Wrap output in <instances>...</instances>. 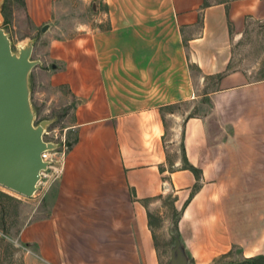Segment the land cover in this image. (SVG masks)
<instances>
[{"label": "crops", "instance_id": "crops-1", "mask_svg": "<svg viewBox=\"0 0 264 264\" xmlns=\"http://www.w3.org/2000/svg\"><path fill=\"white\" fill-rule=\"evenodd\" d=\"M62 1L22 0L76 134L48 215L19 233L35 264H159L144 202L168 194L186 264L264 257V78L226 70L230 35L264 19V0H86L94 24L60 37ZM191 66L202 84L221 77L200 94ZM199 99L200 115L164 113ZM167 117L178 128L166 141Z\"/></svg>", "mask_w": 264, "mask_h": 264}, {"label": "rangeland", "instance_id": "rangeland-1", "mask_svg": "<svg viewBox=\"0 0 264 264\" xmlns=\"http://www.w3.org/2000/svg\"><path fill=\"white\" fill-rule=\"evenodd\" d=\"M220 1V0H214ZM97 7V5H96ZM60 12L57 8L53 21L61 23L58 33L60 37H69L83 32L87 24H94L97 14L92 4L86 0H64ZM4 20L2 28L8 34L11 48L16 52L17 47L33 40L32 60L41 61L45 55L47 39L43 37L46 31L34 32L30 22L22 11L21 0H2ZM198 27L196 26L195 32ZM230 59L227 71L239 70L248 75V80L258 81L264 78V19H246L245 26L238 34L230 35ZM193 82L198 86L200 94H206L214 88L217 77L206 79L202 84L199 75L191 66ZM30 101L35 111L34 124L42 120L51 121L43 135L44 141L57 143L60 147L53 152L55 161L61 158L63 146L67 154V143H74L76 134L72 130V105L65 88H53L49 74L43 65L34 67L30 72ZM199 99L198 102H182L164 111L179 117L200 115L207 109V104ZM207 101V98L204 99ZM165 140L172 139L178 124L171 117L165 119ZM64 147V148H65ZM170 157H176L174 148H170ZM54 166H59L54 162ZM56 175L52 170L46 172L38 183V190L30 198L18 195L0 186V264H35L37 253L35 244H27L19 239L23 226L34 220L48 215L50 198L48 194ZM172 194L156 201H146L149 221L152 226L154 243L159 264L170 263V253L175 246L174 221L177 216L173 208ZM264 208V205L262 206ZM185 259V258H184ZM186 261V259H185ZM255 264H264V258L257 259Z\"/></svg>", "mask_w": 264, "mask_h": 264}, {"label": "water", "instance_id": "water-1", "mask_svg": "<svg viewBox=\"0 0 264 264\" xmlns=\"http://www.w3.org/2000/svg\"><path fill=\"white\" fill-rule=\"evenodd\" d=\"M2 0H0V186L30 198L38 190L41 173L49 162L41 158L43 152L56 151L60 145L44 141L43 135L51 121L37 125L30 101V72L40 65L32 60L33 40L12 51L8 34L2 28ZM44 31V29H42ZM170 253L169 264H186L177 237ZM227 264V263H222Z\"/></svg>", "mask_w": 264, "mask_h": 264}, {"label": "built area", "instance_id": "built-area-1", "mask_svg": "<svg viewBox=\"0 0 264 264\" xmlns=\"http://www.w3.org/2000/svg\"><path fill=\"white\" fill-rule=\"evenodd\" d=\"M64 147L65 146H63V148H62L63 150L60 153L61 158L58 159L57 161H55V159H53V157H52V155L57 154V152H43L41 154L42 160L45 162H49V167H48L47 171L52 170L55 173L56 177L61 173V167H62L61 162H62V158L65 155V149H66V147L65 148ZM54 162L55 163L58 162L59 166H54ZM47 171L41 173V179H42V177L46 176Z\"/></svg>", "mask_w": 264, "mask_h": 264}, {"label": "trees", "instance_id": "trees-1", "mask_svg": "<svg viewBox=\"0 0 264 264\" xmlns=\"http://www.w3.org/2000/svg\"><path fill=\"white\" fill-rule=\"evenodd\" d=\"M21 4H22V0H21ZM1 13H2V10H1ZM2 15H3V13H2ZM3 18H4V16H3ZM221 77V75H219L218 77H217V79H219ZM71 144L72 143H67V145H68V147H70L71 146ZM183 161H184V168L185 169H187V170H190L196 177L198 176V174H197V172L195 171V169H193L191 166H189L187 163H186V159H185V157H183ZM148 218H149V216H148ZM149 224H150V221H149ZM151 225V224H150ZM260 258H264V257H259V258H256V259H249L248 260V262H250L251 264H255V262H256V260L257 259H260Z\"/></svg>", "mask_w": 264, "mask_h": 264}]
</instances>
